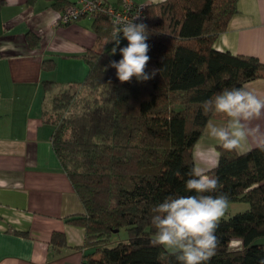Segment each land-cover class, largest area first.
<instances>
[{
	"label": "trees",
	"instance_id": "1",
	"mask_svg": "<svg viewBox=\"0 0 264 264\" xmlns=\"http://www.w3.org/2000/svg\"><path fill=\"white\" fill-rule=\"evenodd\" d=\"M48 1L59 14L76 2ZM238 3L164 0L147 5L146 71L160 69L148 81L133 77L121 83L109 66L122 58L124 40L114 55L107 48L114 42L101 51L89 50L83 56L89 71L82 82H45L44 118L53 127V149L84 206L83 213L67 218L85 229L79 247L84 264H178L170 252L149 244L155 231L151 207L170 195L194 194L184 190L186 173L196 166L194 148L209 119H227L205 115L202 102L225 88L264 78L258 57L215 48ZM91 17L94 31L110 41L114 26L108 16L97 12ZM27 39L38 44L32 33ZM218 151V163L207 173L219 177V191L228 193L229 201L250 207L219 222V246L208 264H259L264 244L255 240L264 236V151L257 146L228 152L220 145ZM122 229L127 241L113 245ZM234 240L241 246L233 248ZM53 242L67 246L63 233H54Z\"/></svg>",
	"mask_w": 264,
	"mask_h": 264
},
{
	"label": "crops",
	"instance_id": "2",
	"mask_svg": "<svg viewBox=\"0 0 264 264\" xmlns=\"http://www.w3.org/2000/svg\"><path fill=\"white\" fill-rule=\"evenodd\" d=\"M59 15L48 0H0V264H84L79 247L85 229L67 222L84 206L53 149V127L44 118L45 82H82L89 71L83 56L103 50L106 40L94 31L93 17L64 25ZM28 33L38 37L37 45L28 42ZM215 48L264 62V0H239ZM242 87L264 98V78ZM256 125L264 133V115ZM218 146L205 129L194 148L196 167L214 168ZM254 147L250 140L238 151ZM54 233H63L67 246L53 242Z\"/></svg>",
	"mask_w": 264,
	"mask_h": 264
},
{
	"label": "clouds",
	"instance_id": "3",
	"mask_svg": "<svg viewBox=\"0 0 264 264\" xmlns=\"http://www.w3.org/2000/svg\"><path fill=\"white\" fill-rule=\"evenodd\" d=\"M139 14L124 20L116 17L111 40L114 42L111 54L117 52L122 38L128 41L120 47L121 59L111 61L121 83L148 81L160 69L146 71L150 56L148 26L136 23ZM203 113L223 115L224 123L209 119L205 129L210 139L216 141L225 151L243 148L251 140L264 151V133L252 122L264 115V98L244 87L225 88L201 104ZM184 182V190L190 195H170L151 207V225L155 229L150 246L162 247L175 256L178 264H208L217 253L219 238L216 230L229 207L228 193L219 191L222 185L219 177L209 175L202 167L193 166ZM212 193H218L212 195ZM259 264H264L262 258Z\"/></svg>",
	"mask_w": 264,
	"mask_h": 264
},
{
	"label": "built area",
	"instance_id": "4",
	"mask_svg": "<svg viewBox=\"0 0 264 264\" xmlns=\"http://www.w3.org/2000/svg\"><path fill=\"white\" fill-rule=\"evenodd\" d=\"M146 7L147 4L137 3L134 0H119L116 3L111 0H76L74 4L59 15L58 22L68 24L79 20L81 17L93 16L97 12H101L108 16L112 24L116 17L128 20L137 14H139V19L134 22L146 24ZM124 40L128 43L126 39Z\"/></svg>",
	"mask_w": 264,
	"mask_h": 264
},
{
	"label": "rangeland",
	"instance_id": "5",
	"mask_svg": "<svg viewBox=\"0 0 264 264\" xmlns=\"http://www.w3.org/2000/svg\"><path fill=\"white\" fill-rule=\"evenodd\" d=\"M124 39L121 38V42H123ZM120 42V43H121ZM118 53V49L117 52L115 54ZM249 203L248 202H244V201H229V207H228V211L226 212L225 216L223 218H228L238 212H243L247 209H249ZM128 239V232L126 229H122L117 235L114 236L113 238V245L117 244L120 241H127ZM256 243H262L264 244V236L259 237L255 240ZM231 246L233 248L239 247L241 246V242L240 240H234L231 244Z\"/></svg>",
	"mask_w": 264,
	"mask_h": 264
}]
</instances>
